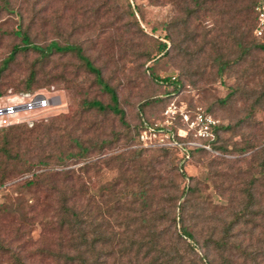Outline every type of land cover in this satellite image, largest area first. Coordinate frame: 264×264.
<instances>
[{"label":"rangeland","instance_id":"374dc122","mask_svg":"<svg viewBox=\"0 0 264 264\" xmlns=\"http://www.w3.org/2000/svg\"><path fill=\"white\" fill-rule=\"evenodd\" d=\"M200 3V11L186 14L185 9L193 10ZM246 4L240 0H11L13 14L0 10V65L12 48L21 43L14 36L20 14L25 24L33 23V43L45 46L57 41L59 44H77L84 49L94 66L101 70L104 81L117 91L131 131L142 120L149 125L168 126L170 120L165 111L169 107L190 116L201 111L232 128L249 115L242 128L222 134L220 143L230 151L227 154L215 151L213 155L189 153L193 149L188 148H185L187 153L168 148H151L143 153L144 163L151 157L163 162L170 187L175 184L181 190L188 185L195 188L199 192L195 201L203 209L208 203L223 205L234 197V186L238 182L243 185L256 177L250 155L264 146V52L252 48L243 64L234 62L222 77L217 76L214 63L216 57L228 62L237 59L240 53L237 30L241 25L251 29L247 32L245 48L264 43V36L258 38L253 34L254 12L250 13ZM169 21L177 22L174 45L169 47L167 55L159 57L157 64L147 63V56L156 55L158 41L165 35L164 23ZM36 59L33 52L18 54L3 71L0 88L16 89L33 67L41 75L63 71L74 73L78 63L70 56L54 55L42 66ZM78 73L81 91L77 94L66 90L62 82L40 88L54 91L61 97L60 104L41 121V125L59 129L50 138L69 132L70 127L65 128V121L75 119L76 114L80 117L83 112L79 131L93 126L92 130H87L88 137L96 144L110 143L100 158L135 150L138 146L128 145L123 137L125 131L111 114L104 116L94 111H82L80 103L84 99L107 104L108 97L94 84L91 75ZM169 76L176 77L179 84L164 85L152 78ZM252 105L256 106L253 112ZM169 127L175 132L183 128L175 122ZM5 129H0V144L8 131ZM49 143L44 141L45 145ZM35 147L31 146L30 152L24 153L27 149L24 144L20 145L21 154L24 153L29 163H36L52 153L51 147L42 144ZM241 149L250 151L241 154ZM98 155L95 151L91 160L95 161ZM23 169L7 163L0 155V179H4L3 174L6 176L0 185V245L4 248L0 249V264H16L14 253L20 254L24 264H59L36 252L55 249L58 245L57 236L46 229L44 219L49 213L45 193L24 187L34 174L44 170L34 166ZM116 176L113 165L104 169L100 178H93V185L98 186ZM174 196V189H169L165 198L163 196L164 202ZM193 215L200 216L198 211Z\"/></svg>","mask_w":264,"mask_h":264},{"label":"trees","instance_id":"16d2710c","mask_svg":"<svg viewBox=\"0 0 264 264\" xmlns=\"http://www.w3.org/2000/svg\"><path fill=\"white\" fill-rule=\"evenodd\" d=\"M240 2L247 3L248 11L254 12V34L257 26L255 8L261 0ZM201 6L202 3L197 4L195 9H185V12L189 16L200 11ZM0 10L13 14L11 0H0ZM130 13L134 15V12ZM18 18L19 25L14 36L21 43L14 46L1 62L0 80L3 71L15 61L18 54L33 52L37 55L36 62L42 66L54 55L70 56L78 62L74 73L63 71L41 75L33 67L20 86L11 91L34 92L43 85L62 82L66 90L77 94L81 91L77 83L78 71L89 74L99 90L107 95L108 103L84 99L80 103L82 111H94L104 116L111 114L125 131L123 137L128 145L138 146L140 132L149 123L142 120L130 130L117 91L104 81L101 70L94 66L84 49L77 44H59L57 41H51L45 46L37 45L31 41L33 23L25 24L20 14ZM176 26L177 22L174 21L164 23L165 35L162 41H158L156 55L146 57L147 63L157 64L159 57L167 55L169 47L175 42ZM247 28L241 25L237 30L240 53L235 61L228 62L220 57L214 59L218 77L232 68L234 62L241 61L243 64L252 48L264 52V43L254 47L243 46L247 32L251 30ZM152 78L164 85L179 84V80L172 76ZM8 91L0 88V97ZM226 100L221 102L225 103ZM250 109L253 112L256 106L252 105ZM75 117L71 122L65 121V128L70 127L69 132L57 135L55 139L50 136L59 129L46 127L39 121L32 128L25 124L6 128L8 131L2 138L3 144H0V155L7 163L19 169L25 167L28 170L34 166L44 170L34 174L24 187L45 193L49 213L44 219L45 225L49 233L57 236L58 245L55 249L38 250V255L59 264H264V146L250 155L251 163L257 171L256 177L243 185L238 182L234 186L235 195L229 198L227 204L208 203V207L203 209L195 201L199 193L195 188L188 185L181 190L175 184L170 187V181L166 178L168 173L162 168L163 162L160 159L151 157L146 163L142 161L143 153L148 149L138 146L133 151L100 158L103 155L101 152L110 143L101 141L96 144L88 137V131L93 126L90 129L88 125L79 131L80 117L77 114ZM248 117L242 118L233 128L219 123L215 128L216 140L211 144L213 151L221 155L229 153L226 145L220 143L222 134L242 128ZM44 141L50 143L45 145ZM21 144L27 149L24 153H29L31 146L38 147L41 144L51 147L52 153L36 163H29L24 153L21 154ZM95 151L99 155L92 161L90 156ZM249 151L241 149L239 152L245 154ZM198 152L213 155L198 148L189 153ZM111 162L116 166L117 176L98 186L93 185V178H100L104 169L113 166ZM79 163L83 164L72 168ZM3 175L0 185L6 179ZM171 188L175 196L164 202L166 192ZM31 210L35 212L33 206ZM197 211L200 216L194 217L193 213ZM203 216L206 220H199ZM0 249H4L2 245ZM13 261L24 264L19 253L13 254Z\"/></svg>","mask_w":264,"mask_h":264},{"label":"built area","instance_id":"2783aa9c","mask_svg":"<svg viewBox=\"0 0 264 264\" xmlns=\"http://www.w3.org/2000/svg\"><path fill=\"white\" fill-rule=\"evenodd\" d=\"M255 12L257 26L254 34L259 38L264 32V0H261ZM60 102L61 97L54 91L40 89L14 93L9 90L6 95L0 97V129L19 124L32 128L35 123L46 120L47 113ZM165 115L170 120L167 121L169 125H147L140 132L139 147L179 149L185 153V148H198L214 153L211 144L216 140L215 128L219 125L216 119L201 111H197L193 116L184 111L177 113L170 107L165 111ZM174 122L177 125L180 123L183 128L173 131L169 126ZM185 157L188 159V154Z\"/></svg>","mask_w":264,"mask_h":264}]
</instances>
